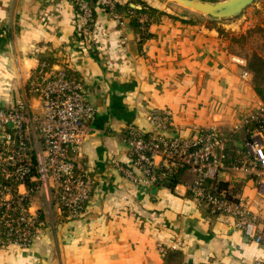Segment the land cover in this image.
<instances>
[{
  "label": "crops",
  "instance_id": "0c3cea01",
  "mask_svg": "<svg viewBox=\"0 0 264 264\" xmlns=\"http://www.w3.org/2000/svg\"><path fill=\"white\" fill-rule=\"evenodd\" d=\"M83 3L93 8L89 31ZM118 5L121 24L102 0H0V105L30 100L25 90L47 65L78 79L96 110L79 155L95 180L82 213L68 218L55 198L39 193L38 238L28 248H0V264H163L166 249H180L182 264H264V196L254 175L225 169L207 185L246 200L259 242L234 218L197 208L189 168L152 185L134 182L119 167L132 169L128 127L152 134L154 110L169 116L167 135L217 128L227 140L228 164L249 150L248 120L264 103L258 93L264 74L258 77L250 55L234 47L237 25L170 0ZM251 7L237 22L246 20L240 35L253 23L264 29V0ZM252 56L264 61L260 51ZM32 103L40 107L36 98Z\"/></svg>",
  "mask_w": 264,
  "mask_h": 264
},
{
  "label": "built area",
  "instance_id": "2783aa9c",
  "mask_svg": "<svg viewBox=\"0 0 264 264\" xmlns=\"http://www.w3.org/2000/svg\"><path fill=\"white\" fill-rule=\"evenodd\" d=\"M102 3L116 22L123 23L118 0ZM81 11L83 30L89 31L94 23L93 8L83 3ZM247 75L244 72L243 76ZM25 91L30 100L12 101L9 107L0 105V248H28L38 238L40 216L33 198L39 193L48 200L55 198L66 217L76 218L95 185L79 163L80 149L90 135L89 123L96 112L85 99L83 84L64 68L42 65ZM32 98L40 102L39 108ZM148 120L156 129L152 134L128 127L132 169L119 165L120 169L134 182L153 185L179 168H189L194 178L188 188L197 208L234 218L237 228L261 241L257 218L246 200L213 193L207 181L225 169L243 171L255 176L264 196V103L248 120L256 123L249 129V150L238 151L229 164L227 140L217 128H196L191 136L167 135V114L154 110Z\"/></svg>",
  "mask_w": 264,
  "mask_h": 264
},
{
  "label": "rangeland",
  "instance_id": "374dc122",
  "mask_svg": "<svg viewBox=\"0 0 264 264\" xmlns=\"http://www.w3.org/2000/svg\"><path fill=\"white\" fill-rule=\"evenodd\" d=\"M172 2H175L174 0H170ZM176 3V2H175ZM178 4V3H177ZM179 5V4H178ZM254 5V4H253ZM251 5V6H253ZM249 6L248 8H246L241 14L235 16V17H231L230 19H228L229 21H233V24H236L237 26H235L236 30H234L235 32H238L237 34H235L234 36V47H236L238 50L242 51L244 53V55H246L247 53L250 55L249 58L251 60V66L256 68H260V67H264L263 64L259 63L257 58L252 56L253 54H256L257 51L262 52V54L264 55V29H260L259 25H257L256 23H253L251 25H249V29H245L246 30V35H240V29L242 28V24L244 26V22L243 23H237L243 19H246L248 13L250 10H252V7ZM251 7V8H250ZM221 20H226V19H221ZM220 21V19H219ZM221 22V21H220ZM224 22V21H222ZM233 33V34H234ZM253 61H257V62H253ZM264 68H262L260 71V74H264Z\"/></svg>",
  "mask_w": 264,
  "mask_h": 264
},
{
  "label": "water",
  "instance_id": "95a60500",
  "mask_svg": "<svg viewBox=\"0 0 264 264\" xmlns=\"http://www.w3.org/2000/svg\"><path fill=\"white\" fill-rule=\"evenodd\" d=\"M180 6L214 19H225L241 14L259 0H174Z\"/></svg>",
  "mask_w": 264,
  "mask_h": 264
},
{
  "label": "trees",
  "instance_id": "16d2710c",
  "mask_svg": "<svg viewBox=\"0 0 264 264\" xmlns=\"http://www.w3.org/2000/svg\"><path fill=\"white\" fill-rule=\"evenodd\" d=\"M120 9V5H118V11ZM130 10H132L131 12H137L138 9L136 8H130ZM134 17H136L134 15ZM225 19H230V18H225ZM223 32V31H222ZM257 58V57H256ZM258 62L263 64L264 66V61H261L260 59H258ZM253 62H257V61H253ZM252 65V64H251ZM45 68H47L48 66L45 65L44 66ZM264 68V67H260V68H256L254 67V71L257 73L256 75L259 77L260 75V70ZM264 70V69H263ZM258 93L260 94V96L264 99V90L263 89H259L258 88ZM256 125V123L254 121H251L250 122V125H249V129L253 128L254 126ZM248 129V130H249ZM249 136V135H248ZM169 180V179H168ZM209 189L213 192V193H216V194H219L221 195L222 192L220 191V189H217L216 186L210 188ZM229 197V196H228ZM230 199H232L231 197H229ZM182 261H183V252L180 250V249H166L165 252H164V262L163 264H182Z\"/></svg>",
  "mask_w": 264,
  "mask_h": 264
}]
</instances>
